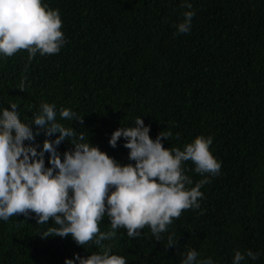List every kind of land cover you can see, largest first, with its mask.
Here are the masks:
<instances>
[{"label":"clouds","instance_id":"9594fccd","mask_svg":"<svg viewBox=\"0 0 264 264\" xmlns=\"http://www.w3.org/2000/svg\"><path fill=\"white\" fill-rule=\"evenodd\" d=\"M174 8L178 23L172 32L198 56L262 42L261 31L247 18L246 2L174 0ZM62 24L60 9L47 0H0V57L25 49L31 61L37 53L60 52L67 43ZM154 62L150 52L138 55L142 71L148 73ZM138 63L134 65L140 69ZM26 79H21V91ZM231 86L228 80L199 75L161 80L153 88L163 90L154 93L148 86H138L142 102L126 103L132 112L112 113L114 119L133 115L129 122L124 121L129 126L114 124L107 141L115 148L123 138L127 163L93 143L85 131L62 122L82 123L83 118L72 107L58 109L55 101L42 100L29 122L21 119L14 101L7 107L0 105V220L22 214L37 224L49 225L39 234L41 238L70 236L83 249L99 246L96 251L84 250L86 255L73 253L63 264H127V256L104 243L116 237L118 229H126L129 237L145 241L147 247L150 231L160 240L173 219L177 222L186 214H204V201L210 195L218 205L230 208L238 183L229 178L221 181L224 165L210 149L231 132L227 128L234 110ZM148 106L158 119L166 117L183 129L175 133L181 135L183 146H164V140L174 133L145 116ZM41 134L45 138L37 142ZM65 141L70 147L61 152L58 146ZM242 142L241 138L238 145ZM228 162L237 173L242 169L264 174L263 154L228 155ZM254 192L252 201L264 196V187ZM105 215L110 223L102 230L100 222ZM223 225L224 221L208 215L200 220V228L208 230ZM177 243L175 233H169L167 247ZM260 255L252 248H234L231 264L256 260ZM180 264L220 261L187 247Z\"/></svg>","mask_w":264,"mask_h":264},{"label":"trees","instance_id":"16d2710c","mask_svg":"<svg viewBox=\"0 0 264 264\" xmlns=\"http://www.w3.org/2000/svg\"><path fill=\"white\" fill-rule=\"evenodd\" d=\"M47 2L61 12L67 43L60 52L37 53L31 61L25 49L0 57V105L7 107L9 101L17 103L22 120L30 122L42 100L55 101L58 109L72 107L83 118L82 123L62 122L85 131L93 143L127 163L128 149L123 147V138L115 148L107 141L114 124L129 126L125 122L133 115L114 119L112 113L132 112L126 103L142 102L138 86H148L154 93L163 90V87L153 88L161 80L191 75L224 79L232 84L234 110L227 125L231 132L210 150L224 165L221 181L229 178L238 183L234 189L235 202L230 208L218 205L210 195L204 201L207 209L204 214H186L177 222L173 219L168 232L162 233L163 239L156 240L149 229L147 247L145 241L129 237L124 228L104 243L112 244L113 251L127 256V264H180L187 247L197 248L202 256H213L220 264H231L234 248H252L261 252L259 258H248L241 264H264V196L252 201L254 191L264 187V174L242 169L237 173L228 162V155H264V0H240L248 4L247 18L261 31L262 42L251 41L246 47H237L239 44L207 57L195 54L172 32L178 23L174 20V0ZM145 52L155 57L154 68L148 73L138 63V55ZM135 61L140 69L134 65ZM24 77L26 87L21 91L19 84ZM229 89L227 85L226 91ZM146 115L157 120L164 130L171 128L174 133L164 140L165 147L183 146L181 135H175L183 129L166 117L158 119L150 106ZM58 119L62 118L58 116ZM44 138L43 134L37 136V142ZM241 138L243 142L239 146ZM58 147L63 152L70 145L65 141ZM186 165L191 167L192 163ZM205 215L224 221V225L216 230L200 228V220ZM109 223L105 215L100 222L101 229H107ZM48 226L22 214L8 221L0 220V264H63L64 258L72 257L73 253L86 255L85 251L99 250L97 245L83 249L70 236L41 238L39 234ZM173 232L178 243L167 247V237Z\"/></svg>","mask_w":264,"mask_h":264}]
</instances>
